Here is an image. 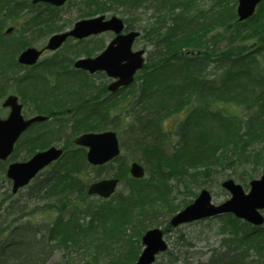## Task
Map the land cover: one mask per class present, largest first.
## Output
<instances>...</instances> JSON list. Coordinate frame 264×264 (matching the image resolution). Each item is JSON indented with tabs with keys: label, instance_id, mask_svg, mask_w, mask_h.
<instances>
[{
	"label": "trees",
	"instance_id": "obj_1",
	"mask_svg": "<svg viewBox=\"0 0 264 264\" xmlns=\"http://www.w3.org/2000/svg\"><path fill=\"white\" fill-rule=\"evenodd\" d=\"M13 1L0 0V4H8L9 10L13 11L16 7V4H11ZM123 1L131 7L143 2ZM193 1L159 0L158 8L165 10L162 15H158V20L164 23L171 17L172 25L166 26V32L156 25L149 27L148 37L160 43L161 50L157 49L152 62L148 61L147 67L150 70H143L139 74L138 79L141 81L128 89L122 97L123 100L119 101L131 102L132 109L135 110L137 123L135 126L131 125L132 131L136 132L141 128L140 135L151 134L159 139L165 113L181 108L177 103L166 108V103L179 99L180 88H185L188 93L199 90L202 102L195 110V116L193 114L190 117L192 122L187 125L189 131L185 134L190 135V138L196 136L193 146L189 148L184 145L182 150L172 155L162 152L160 156L154 157L156 173L151 176V183L146 180H132L134 183H130L128 194L119 193L118 198L92 208L91 220L87 225L80 223L78 210L75 208V214L71 213L66 221L63 216H58L49 230L48 239H44L43 235L38 237L42 232L40 226L34 228L30 224L19 225L18 221L27 215L25 205L29 199H43L50 193H60L66 179L63 174L69 169L76 167L79 171H85L88 164L84 158L78 157L83 156L82 149L77 148L73 152V156L77 157L71 160L73 164L59 162L37 177L26 188L24 203L14 199V194L8 187L9 181L5 178V163L0 161V189H3L0 190V264H45L48 257H40V254H51L53 246L49 242L50 235L65 246L68 245L67 238L77 245L78 237L84 241L99 227L96 244H92L93 247L96 245L93 254L98 256L106 253L108 247L102 252L104 245L111 246L122 241L121 251L108 253L110 256L105 259H108L105 264H133L141 250L139 237L143 230L153 225L166 226L168 214L189 202L185 200L174 203L176 200L173 195L174 187L169 183L170 176L178 175L183 178L188 174L195 181L207 170H210L208 175L212 174V165L218 163L220 166L229 159V163L234 162L233 157L247 156L249 145L264 142V72L259 67L258 59L259 54L264 51V42L257 44L258 40L264 39V0L255 16L243 22L235 16L236 0H212L211 12L210 9L206 11L200 6L196 11H191ZM179 6L183 8L181 12H170ZM41 17V13L35 12L29 17V21ZM52 21L51 16L47 17L49 27L52 26ZM127 24L131 27L129 21ZM28 40L21 39L20 47L24 48ZM223 40H227V46L219 48ZM183 48H192L200 53L191 57ZM210 61H213L214 67L208 73L206 67ZM212 72L214 77L211 80L209 76ZM36 83V80H31L26 88L20 89L26 101L34 100L37 103L33 99L35 86L38 87ZM74 88L73 85L72 91ZM25 89L29 91L28 94ZM65 102L58 99L54 101L57 106ZM225 103L256 106V109L244 120L240 114L228 113ZM218 104H222V109L215 108ZM108 107L110 109V105ZM37 108L38 112L47 114H52L54 110L52 101L46 105L41 98ZM144 114H147L146 118ZM73 116L76 118L72 120L71 137L84 129H94L99 124L96 123L97 119L104 117V113L95 108L91 111L77 108ZM208 118L215 119L216 122L209 125L206 121ZM42 137L43 134L38 133V137L30 140L31 145L27 148L29 154L36 149L34 144L45 141L41 140ZM173 163H177V168ZM167 167L168 173L165 171ZM188 169H193V172ZM67 187H70L68 180ZM61 198L64 199L62 196ZM219 220L222 224L220 230L225 236L220 248L212 249L209 260H202L201 254L191 251L196 236H201L205 230L193 235L179 228L176 229V244L172 243L161 257L165 260L163 264H178L179 261L182 264H264V229L239 220L233 214L220 216ZM86 244L87 242L85 246ZM80 245V248L75 247L76 250L83 249V242ZM77 259L69 263L76 264L74 262Z\"/></svg>",
	"mask_w": 264,
	"mask_h": 264
},
{
	"label": "rangeland",
	"instance_id": "obj_2",
	"mask_svg": "<svg viewBox=\"0 0 264 264\" xmlns=\"http://www.w3.org/2000/svg\"><path fill=\"white\" fill-rule=\"evenodd\" d=\"M198 1V0H196ZM199 4L201 6L207 7L209 8L210 4H212V0H199L198 1ZM158 4H159V0H143L142 3H140L139 5L136 6H129L128 3H125L123 0L121 1H117V0H70L69 2H67V4L65 6H62L60 9H58V12L61 14V20L60 22H57L56 24L51 23L52 26L49 27L48 26V30H52L53 28H57L60 30H66L68 28H70L71 26H73V22L78 20L79 17L82 16H90L91 14H93L94 12H105L107 15H111V14H116L119 17H123L125 19V21H129L130 24L132 26H136V28L139 29V31H141V35L139 38H137L135 40V44H134V49L135 48H146L147 49V53L148 56H150L149 60H153L154 58V54H156L157 49L161 50V44L155 42L152 40V38L148 37V29L149 27H152V25H154L156 23V21L158 22V15H162L161 13L164 11L162 9L158 8ZM172 9V8H170ZM183 8L181 6H179V8L170 11V12H181ZM96 14V13H94ZM11 20H9L8 18L3 19V21H1L0 26H2V28H7L9 26H11L10 24H14L16 23V19H12L11 15H8ZM171 21H173V19L170 17V20L167 21V24H171ZM22 32V31H21ZM41 33V31H40ZM113 36V33L110 32H103L101 35L95 36L93 37L94 39H91L89 42V44H93V43H107ZM43 37L42 35H36V37H33L35 41V44L37 45H43L44 42H46V38L43 39L41 38ZM75 41H72L71 45L72 47L76 46L74 45ZM259 42H264V39L259 40ZM227 40H223L221 43V46L219 48L222 47H226L227 46ZM12 44H14V41H12ZM64 48V46H63ZM164 48V47H162ZM14 49V48H12ZM62 48L60 50H58V52L56 53H52L50 52V55L52 54L53 57H55L57 59V61L59 60H63L66 61L68 59V57H64L62 54ZM65 52L68 50V46L64 49ZM259 59V67L261 69H264V51L262 52V54H259L258 56ZM213 66V62H210V67ZM213 77V76H212ZM210 76V78H212ZM108 77H105V81L104 79H101L100 81L96 79V82H100V84H102L103 82H107ZM98 84V83H97ZM9 90H14V91H18L17 88L15 89L13 86H11L9 88ZM20 96H22L20 94ZM23 97V96H22ZM24 98V97H23ZM45 101H49L44 99ZM1 101V98H0ZM23 101V100H22ZM26 102V100H24ZM27 105L25 104V107L23 108V113H25L26 116H29L30 114H35L36 112L34 111V109H36V103H34V101L29 100L28 102H26ZM3 103L0 102V116L2 117H6L9 111L8 107H3L2 105ZM132 106H130L129 104L125 105L126 109H122L121 113H125L127 115V117L122 118V120L124 119H128L130 121H133L135 116L134 115H130V111ZM122 108V107H121ZM126 110V111H123ZM226 110L228 112H238L237 114H241L244 118V120H246L247 116L250 115V110H248L247 108H244V106H238V105H234L232 103H227L226 104ZM133 111V110H132ZM180 115L175 116L174 118H171L169 121H167V127L169 128H173L176 126V122L178 120H180ZM207 123L209 125H213L214 122H216V120L212 119V118H208ZM57 120H51L50 122H48V124H44V125H40V127L38 128V130H44L47 132H51V130L53 128L56 127L57 125ZM37 128H33L30 129L29 131L26 132V134H24L25 136L22 138L21 140V144L20 147L16 149V151L12 154V159L15 160H20V159H25L28 158V150L27 148L31 145H29V141L31 139V136L35 135V133L38 131L36 130ZM70 128V127H68ZM68 133H72L70 129H68ZM62 137L61 139H58L57 137L53 136V137H48V139H46V141L43 142H38L37 144H34L35 148L37 149H41V148H46L48 146H50L52 143H63L65 145H67L68 147L70 146L69 143V138ZM127 142V141H126ZM249 149L247 150L246 154L247 156L243 155V156H238L237 158L233 157L234 162L229 163V161L227 163H222V165H220L221 168H219L218 163L212 165L211 167L213 168V173L208 175L210 170H207V172H203V173H199L200 176L197 179L199 182L195 183V185L193 187L196 186H200V187H208L211 192L213 193L214 196V201L218 202L220 200H223L225 198H228L229 196V191H226L222 188L221 186V182L223 181V179H226L228 177H232L234 178V180H236L237 182H240L241 184H243V186L247 189L249 187V182H250V178L252 175H256V176H260V173L262 172V167L264 166V142H259L258 145H249L248 146ZM125 147L123 146L121 152L122 155L124 156V158H128L129 162L131 161V156H136L137 159L141 162H144L145 166H146V176L144 177V179L146 178L147 180L149 178H151V176L155 175V169L156 167L154 166V162H152V159H147V163L146 161H144V156L142 154H140V152H136V151H127L128 149H124ZM168 148L170 150H172V148L168 145ZM140 156V157H139ZM232 160V159H231ZM218 162V160H216ZM119 163H115L113 162V164L107 166V168H105L103 170V175L109 174L112 175L113 172H118L117 167H118ZM174 167L177 168V163H173ZM218 168V169H217ZM188 171H192L193 169H188ZM76 172H68L67 173V178L64 180L62 187L63 189H61L60 193H56L54 196H48L49 200L48 201L49 205H45L46 202L45 201H41L39 199H37L36 201L34 200H29V205H25V209H27L28 211H30V215L25 216L22 220H19L18 224H30L31 227H37L40 226L41 228L44 229V227H46L48 225L47 221H51L54 220L57 216H64V220H68L69 217L71 216V211L73 210L72 208V200H71V194H72V187H67V180L68 182L71 180L72 182L75 183L74 180H72L75 176ZM89 175L93 178H96L97 175H95V172L90 169L89 170ZM87 175H81V183L83 181V184L88 182V180L86 181ZM124 177V176H123ZM1 182H3V179L1 180ZM128 182V179L126 177H124L123 181H121L119 183V190H126L127 189V185H125V183ZM169 183H171V185L174 187L175 182H174V177L169 179ZM182 188V187H181ZM1 191H3V189H0ZM249 191V190H247ZM173 193V192H172ZM26 195V189L23 191H21L20 194H17L16 196H14L15 200H19L20 202L22 201L21 199H23ZM174 198L176 200V204H178V202L180 201V198L183 197L182 194H179V196L175 193H173ZM61 196L64 198L62 199ZM50 197H53L50 199ZM83 203L84 206H82L81 208L83 209V212L80 214V223L82 225H87L91 215H92V208H94V206H98L99 204L104 203L103 201H101L99 198H96L94 196H88L86 193V190L83 192ZM189 198H191V196H189ZM65 200L67 202L68 206H64ZM89 204L92 208H88ZM73 214H75L74 212H72ZM205 223V226H203ZM208 223V221H204L201 223H197V224H192V225H183L182 226V230L186 233H191L193 235H196L198 233V231L200 230H205V232L201 233V236L197 237L194 240L195 245L192 246V252L195 254H201V258L202 260L207 261L209 259V254L212 253V249L214 248H218L220 247V244L222 243V239H223V233L220 228L222 226V224L220 223V220H215V225L214 226H207L206 224ZM102 224V223H100ZM99 228H95L93 232H91L85 239L86 240H81L78 239L77 241V245H74L70 239L67 238V242L68 245L65 246L64 244H62L61 242L58 241V239L56 238L55 240L52 241V245L54 246V251L53 254H48V253H41L40 257L42 256H47L48 259L46 261L45 264H70L69 261L71 262L73 259H77V257L80 255V258H78L77 260H75L74 263L76 264H105L106 261L105 260L107 258V256H110L108 253H118L121 251L122 249V241L120 242H116L115 245H104V249L108 247V252L106 253H100V255L95 256V254H93L94 251V247H96V245L93 247L92 244H96V240L95 238L99 236L98 230ZM210 230L207 232V230ZM132 230V229H131ZM131 230L129 232H131ZM129 232H127L128 234H130ZM176 233V232H175ZM174 232H172V236L173 239H171V243H175L177 242V233L175 235ZM80 242H83V249H78L76 250V248H80ZM87 242L86 246L85 243ZM76 247V248H75ZM83 253V254H82ZM203 253V254H202ZM93 254V255H92ZM92 255V256H91ZM94 257V259H93ZM162 256H160L158 258V261L155 264H163L165 262L164 259L161 258ZM97 258V259H96ZM178 264H182L180 261Z\"/></svg>",
	"mask_w": 264,
	"mask_h": 264
},
{
	"label": "water",
	"instance_id": "obj_3",
	"mask_svg": "<svg viewBox=\"0 0 264 264\" xmlns=\"http://www.w3.org/2000/svg\"><path fill=\"white\" fill-rule=\"evenodd\" d=\"M37 1V0H34ZM45 1V0H42ZM54 4H63L65 0H46ZM260 0H239L238 15L240 19L249 17L257 3ZM124 22L117 16L110 19L101 17L82 19L76 23L72 30L64 33H58L49 39L47 46L52 49L58 48L69 35L75 37L88 36L91 33H98L102 30H114L118 35L112 39L109 46L95 58H81L75 63L77 67H84L90 71L106 70L109 76H115L119 79L109 85L112 91H115L120 85H125L134 80V73L137 69L144 66L142 50L131 51L133 41L138 31H131L121 34ZM42 50L29 47L23 51L19 60L22 63L33 64ZM5 106H10V114L6 119L0 118V158L7 159L13 151L14 144L18 140L21 132L25 130L34 121L45 119L44 116L25 119L22 111V104L17 101L14 95L9 96L4 102ZM77 143L89 146L88 159L96 163H104L119 153V141L113 131L104 133H84L76 139ZM62 149L52 146L47 150L36 153L28 161L13 162L9 164L7 176L13 179V190L16 192L19 187L28 183L39 170L45 165L58 158ZM131 173L140 177L144 174V169L137 162L131 166ZM118 180H102L91 185V193H99L108 197L116 188ZM224 187L232 192V196L222 203L214 204L211 202V192L202 189L200 195L194 202L187 205L183 210L177 212L171 219L172 225L182 222L197 220V218L207 217L208 215H217L232 211L238 217H243L250 223L261 224L264 220L261 214L264 208V170L259 179L251 181L250 192L246 193L241 184H236L235 180L229 178L223 183ZM143 252L135 264H152L155 261L156 254L167 249V242L164 240L163 231L159 227L147 230L143 236Z\"/></svg>",
	"mask_w": 264,
	"mask_h": 264
},
{
	"label": "flooded vegetation",
	"instance_id": "obj_4",
	"mask_svg": "<svg viewBox=\"0 0 264 264\" xmlns=\"http://www.w3.org/2000/svg\"><path fill=\"white\" fill-rule=\"evenodd\" d=\"M13 19H16L17 22L14 24L13 23L11 24V30L15 31L17 37L28 39V38H33V36L39 35V34L43 36L41 38L43 39L46 38V40L49 37L48 30H47L48 28L47 17L44 18L43 20H37V21L36 20L27 21L26 18H13ZM38 29L41 31V33ZM5 38H6L5 30H3L0 27V44ZM89 39H82V42L84 43L85 40H89ZM91 39H94V38H91ZM73 40L75 41V39ZM101 50H102L101 46L96 45L89 52H85L83 49L81 50V52H84L83 53L84 56H89L91 54H96L97 52ZM71 53H72L71 49L69 48L67 52L64 53V56L66 55L67 57H70ZM41 57H43V59L50 57V49L44 50ZM15 63L17 62L16 61L11 62V64H15ZM52 64L53 63H51V57H50V60L48 59L45 61H38L37 64H34V65L25 66L24 64L20 65L18 63L17 65H13V67H10L8 65V60L6 59V57L0 56V98L5 100L6 96L9 94L8 91L11 86H13L15 89L24 88V83H26L27 79L36 80L37 84H39L42 87L45 86L42 89L44 92L48 94L50 93L49 96L42 95V94L34 95V99L54 97L53 85L58 86L60 84H65V81L60 80L59 78L60 72L52 76V68H51ZM70 66L73 67L71 63L69 64V61H63V62H60L59 68L62 69L61 72L69 73L68 71H70L69 70ZM75 72L76 74L83 75V77L87 79L88 85L83 84V88L86 89L87 94H89V91H91L93 88L95 89L93 93H104L106 91L105 88L107 87L109 82L113 80L111 77H108L107 79L109 80L108 82H103L102 84H100L99 81L101 79H104L105 81L106 73L104 70H95L91 72L87 69L77 68ZM70 75H72V71H70ZM96 79L99 81L96 82Z\"/></svg>",
	"mask_w": 264,
	"mask_h": 264
}]
</instances>
